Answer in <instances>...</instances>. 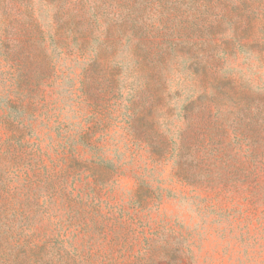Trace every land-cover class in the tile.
Here are the masks:
<instances>
[{
  "label": "rangeland",
  "instance_id": "obj_1",
  "mask_svg": "<svg viewBox=\"0 0 264 264\" xmlns=\"http://www.w3.org/2000/svg\"><path fill=\"white\" fill-rule=\"evenodd\" d=\"M0 264H264V0H0Z\"/></svg>",
  "mask_w": 264,
  "mask_h": 264
}]
</instances>
